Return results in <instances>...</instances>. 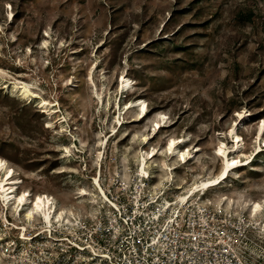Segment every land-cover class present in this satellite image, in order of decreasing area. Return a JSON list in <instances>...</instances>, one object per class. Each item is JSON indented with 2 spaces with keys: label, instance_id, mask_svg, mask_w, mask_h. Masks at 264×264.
Segmentation results:
<instances>
[{
  "label": "rangeland",
  "instance_id": "obj_1",
  "mask_svg": "<svg viewBox=\"0 0 264 264\" xmlns=\"http://www.w3.org/2000/svg\"><path fill=\"white\" fill-rule=\"evenodd\" d=\"M0 29V159L21 181L19 192L84 209L74 194L92 191L100 160L104 186L119 183L125 166L134 174L141 137L157 121L164 127L153 146L187 137L190 148L203 150L207 169H179L173 186L219 172L213 152L236 123L245 152L255 150L264 120V0H0ZM91 70L96 87L87 82ZM122 76L133 86L123 97ZM24 86L27 102L16 91ZM138 98L150 112L142 122H134L139 108L125 107ZM43 100L51 107L42 108ZM109 106L115 107L106 114ZM119 119L126 139L111 137ZM257 160L264 169V153ZM256 169H239L242 179L230 182L233 189L215 188L208 197L236 191L264 200V173Z\"/></svg>",
  "mask_w": 264,
  "mask_h": 264
},
{
  "label": "built area",
  "instance_id": "obj_2",
  "mask_svg": "<svg viewBox=\"0 0 264 264\" xmlns=\"http://www.w3.org/2000/svg\"><path fill=\"white\" fill-rule=\"evenodd\" d=\"M158 171L150 168L133 189L104 186L101 176L110 200L94 214L74 207L70 223L20 222L23 231L2 213L0 264H264V212L222 208L210 191L190 196L188 177L162 186Z\"/></svg>",
  "mask_w": 264,
  "mask_h": 264
},
{
  "label": "bare ground",
  "instance_id": "obj_3",
  "mask_svg": "<svg viewBox=\"0 0 264 264\" xmlns=\"http://www.w3.org/2000/svg\"><path fill=\"white\" fill-rule=\"evenodd\" d=\"M7 10L9 11L8 18L12 23L14 21V16L11 4H7ZM0 31L2 30L0 29ZM46 37H49V35L46 34ZM48 47V42H44V44L41 46V49L47 50ZM28 53L32 54L33 51L29 49ZM98 66L99 65L96 64L92 70L98 68ZM92 70L89 72L87 82L90 86L94 87L95 82ZM132 90L133 86L131 79L128 76H122L118 83V92H131ZM16 91H21L23 98H29L30 91L28 90L27 86L21 88L16 87ZM98 97L101 99L99 95ZM121 97H123V95ZM117 99H119V94H117ZM100 101L101 105L104 106L105 102L102 99ZM135 101H137L135 104L134 102L129 104L127 102L126 109L130 110L132 108H139V114H145L148 112L144 118L140 117V119L134 121L142 122L150 115L148 105L142 98H138ZM32 102L34 101L32 100ZM40 103L44 109L51 107V104H49L46 100H43ZM114 107L109 106L105 109V113H111ZM116 110L117 109L115 108V111ZM53 114H55V111L51 113V116ZM236 116L241 121H244L246 117V115L241 112H238ZM134 122H131L130 124L127 122L128 125L126 126H131ZM111 123H113V120H111ZM119 124H122L121 128L118 131L117 129L114 130L111 137L116 138L119 135H122V139H126V135L120 133V130L124 126V123L120 122V119L118 125ZM155 126L156 127L153 132L150 130L148 134H144L141 137L140 141L142 149H140L134 157V164L137 167L136 172L131 174V172H129L125 166V170L120 176V182L126 189H133L134 183H136L140 178H149V169L153 165L159 170L158 174L161 176L159 179H161L160 182L162 186L164 185V181H171L173 183L176 178V173L179 169H183L184 171L188 172L192 171L193 173L196 172L194 168L192 169V167H190L191 164H196V167L199 168L200 171H205L207 169L201 158V155L203 154L202 148L198 147V149H195L197 146L190 148L191 139L187 137H171L167 140L164 147L160 149H158L156 146H153L152 141H154L161 134V129L164 127L161 121H157ZM222 137V140L219 141L218 146L213 152L214 156L220 159V171L209 176L208 178L200 177L198 181L188 184L187 189L190 196L203 191H211L215 188L224 189L229 187L233 189L234 186L230 185V182H238L242 179V176L239 174L238 170L243 167L256 165V172L264 173V169L260 168L259 164L257 165L259 162L257 160L259 155L264 153V120L260 122V125L257 128L255 135L256 147L255 150L250 154L245 152L246 143L244 138L239 133L237 123L229 129L228 133H224ZM108 140H106V142L101 141V143L98 145L100 150L99 157H101L102 154H105V150L108 148ZM225 140H228V142ZM73 148H76V146H73ZM93 150L94 149L91 150V155L93 154ZM102 150L104 151L102 152ZM0 161H3V166H0V178L2 177L0 179V208L3 210V213H10V215H12L14 219L18 221V224H14L15 229L25 231L26 227L21 225L22 222L30 223V225L33 226L35 225V222L39 221V219H42L45 223H47L48 227H51L54 221L55 223L57 222L59 224L71 222L67 214L74 212V206L64 205L58 208L54 204V200L45 194L32 195L28 190L19 192V184L21 181L15 178L14 171L11 168H7L6 162L3 159H0ZM100 161L101 164H99V166H102L103 159ZM123 161L126 164V160ZM68 164H71V162H68ZM101 176L102 170L98 171V173L92 179V191L81 188L74 194V200L76 201V204L80 207H84L87 212L92 214L95 213L99 202L102 201V203H104L110 200L100 184ZM165 177L166 179L164 180ZM156 178H158V176H155L154 179ZM155 182H157V180ZM246 182V180L242 181V183ZM172 183L171 186L173 185ZM21 197H24V199L21 200ZM214 198L217 200L218 205L222 208L246 209L249 210L253 216H258L264 212V203L262 201L244 198L242 194H239L236 191H232V193H221ZM179 200L181 202H185L187 201V197L180 196ZM257 204L260 205L259 209H256L255 207ZM85 205L87 207H85Z\"/></svg>",
  "mask_w": 264,
  "mask_h": 264
},
{
  "label": "snow or ice",
  "instance_id": "obj_4",
  "mask_svg": "<svg viewBox=\"0 0 264 264\" xmlns=\"http://www.w3.org/2000/svg\"><path fill=\"white\" fill-rule=\"evenodd\" d=\"M0 166H3V161H0ZM25 195H27V194H25ZM23 199H24V197H21V200H23ZM38 202H39V198H38ZM255 207H256V209H259L260 205L257 204Z\"/></svg>",
  "mask_w": 264,
  "mask_h": 264
}]
</instances>
